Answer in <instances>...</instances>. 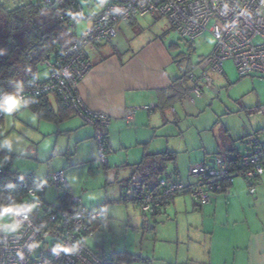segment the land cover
I'll use <instances>...</instances> for the list:
<instances>
[{
  "label": "rangeland",
  "instance_id": "rangeland-1",
  "mask_svg": "<svg viewBox=\"0 0 264 264\" xmlns=\"http://www.w3.org/2000/svg\"><path fill=\"white\" fill-rule=\"evenodd\" d=\"M12 1L6 3L10 7L14 6L16 3ZM77 1L86 14L96 11L101 5L100 0ZM149 18L145 17L141 22L151 26L149 30L152 32H164L163 38L173 54L183 59L189 58L194 65L192 72L196 74L199 56L213 50V37L204 33L191 42L190 47L170 28L165 18ZM86 25V19L76 22V34L80 35ZM132 32L128 27L125 36L117 34L113 39L125 44V38L130 37ZM184 68L185 65L180 68L179 75ZM222 70L223 74L210 72L214 78L211 89L205 88L194 102L187 97V100L172 105L175 113L166 110L168 116L164 126L168 137L164 136V139L168 140V145L164 149L176 152V165L184 180L192 178L189 174L191 166L201 163L205 157L222 154L226 147L236 144L237 138L256 132L258 134L255 135L260 139L264 138V74L241 77L231 60L223 62ZM46 76V69L39 65V79ZM3 113L0 147L13 154L12 168L20 173L33 172L42 179L48 178L54 171L63 170L70 192L86 206H96L106 199L119 198L121 187L118 180L128 176L129 172L121 164L137 162L141 156L140 150L136 148H128V156L122 150L111 151L106 155L108 168H104L98 158L95 138L83 139L80 135L83 130L77 132V124L81 120L79 116L60 124L41 120L16 97L4 101ZM4 159L2 157L0 161ZM244 181L241 176H235L233 188L218 196L216 224L210 218H205L204 229L201 227V216L191 210H182L176 214L177 217L164 215L162 221L155 224V230L145 233L146 238L142 242V231H137L141 221L131 200V186L125 191L129 200L103 205H106L111 216V226L105 230L106 238L98 229L86 238V245L95 252H102L99 251L101 247L106 249L113 243V248L117 250L123 248L141 253L142 257L151 259V264H209V260L217 256L219 264L225 260L231 264L235 253L241 251L235 250L233 243L239 239V245L243 246L249 231H264V174L262 181L255 186L254 194L248 192ZM48 187L45 196L48 202L56 204V190L50 188L52 186ZM9 220V213L0 216V224L8 223ZM37 252L38 249L32 250V256ZM129 264L146 263L133 260Z\"/></svg>",
  "mask_w": 264,
  "mask_h": 264
},
{
  "label": "built area",
  "instance_id": "built-area-1",
  "mask_svg": "<svg viewBox=\"0 0 264 264\" xmlns=\"http://www.w3.org/2000/svg\"><path fill=\"white\" fill-rule=\"evenodd\" d=\"M100 10L92 15L86 28L65 49L54 57L41 60L47 76L34 79L32 95L44 93L59 96L74 113L94 128L98 158L106 163L104 136L110 117L103 111L85 107L77 93V85L92 67L87 56L88 47L109 43L117 34V24L141 16H158L166 19L170 28L185 41L193 42L209 33L214 39L213 50L203 55L197 64L198 73L189 72L191 102L200 97L203 87L213 83L210 72L222 73L225 60H231L240 76L264 74V0H100ZM43 10L60 5L57 18H69L71 28L86 19L81 6L63 0H42ZM19 102L26 98L16 93ZM151 105L144 106L150 109ZM134 111L128 109L125 118L133 120ZM3 109L0 107V130L3 129ZM237 170H231L228 160L221 155L190 167L194 178L190 183L161 178L158 191H146L140 184L139 211L145 225L152 224V214L160 208L161 195L187 193L199 205L206 204L211 194L221 190L224 179L233 175L247 181L248 192L254 194L255 185L264 173V139L250 137L238 158ZM52 186L64 193L67 183L63 170L52 172L37 187L27 189L21 201L8 212V223L0 224V264H112L103 251L95 252L86 245V238L100 229L101 208L86 207L79 197L71 196V208H57L45 198ZM38 249L35 256L31 252ZM125 264V263H121Z\"/></svg>",
  "mask_w": 264,
  "mask_h": 264
},
{
  "label": "crops",
  "instance_id": "crops-1",
  "mask_svg": "<svg viewBox=\"0 0 264 264\" xmlns=\"http://www.w3.org/2000/svg\"><path fill=\"white\" fill-rule=\"evenodd\" d=\"M100 8L101 5H99V8L96 11H99ZM96 11H92L89 14H92ZM145 17H150L148 20H157V18H160L158 16L150 15L136 17V25L134 26H131L128 21L119 22L117 24V34L125 36V31L128 27L133 30L131 36L125 38V44L120 43L118 39L116 41L112 39L107 44H102L97 47H88L87 53L89 59L91 60L92 67L77 85V93L85 107L92 111H103L110 117L106 133L109 142L108 153L111 151L115 152L122 150L125 151L128 156V148H136V150H140L141 156L144 150L151 152L163 151L162 149L168 145V140L166 139L168 135L166 136L165 134L164 126L168 116L166 114V110H171L173 113H175V109L172 105L177 102L181 103L183 100L188 99L183 98L180 101L176 100L172 102L171 105L166 109H162L160 95L164 89L170 86L172 80L180 76V67L175 61V57L177 55L173 54L170 45L167 44L165 42V38H163L165 33L163 32L160 34L149 30L151 26L148 27L146 23L141 22V19H145ZM89 19L90 16L86 17L87 25L89 23ZM138 28L141 29L139 32H137ZM193 73L195 72L193 71ZM223 73L224 71L221 74ZM212 85L209 87H203L202 92L205 88L211 89ZM49 97L52 100L53 107H55V96L53 94H49ZM146 105H151L152 107L150 109H145L144 106ZM128 109H132L134 111L133 120L131 122H128L125 118V114ZM74 116L79 115L73 112V115L70 118L59 122V124L70 120ZM79 117L82 121L80 120L77 124L79 127L77 132L83 130V132L80 134L82 137H84L83 139L90 137L94 138L93 126L83 121L81 116ZM37 118L39 117L37 116ZM84 123L90 126L85 125ZM164 136H166L165 139ZM239 138H237V140ZM238 144L239 141H236V144H231L230 146H238ZM112 156L113 153L110 155V159ZM211 157L212 155L207 158L205 157L201 162L211 159ZM134 163L136 162H124L121 164L122 166L126 167L129 172L128 176L119 180L126 179L131 176L132 165ZM105 164V168H108L109 160L107 159V156ZM171 167H173L172 164L169 165V170ZM262 175L258 179L256 185L259 183V181H262ZM178 177L183 181H192V178L190 179L189 177L184 180L180 172ZM234 178L230 180V185L225 192H215L211 194L210 201L203 205L197 204L189 194L174 195L165 205L159 208L158 214L155 216V222H152L150 228L145 230L142 229L139 208L134 202L138 210L139 221H141V227L137 228V231H142L140 241L142 242V240L146 238V232L151 233V231L155 230V224L159 221L161 222L164 215H170V217L173 218L174 215L176 216V214L182 210H185L186 212L191 210L192 212H195L194 214L201 216V227L203 226L204 229L205 218H210L211 222L216 224L217 201L219 199L218 196L220 194L228 193L230 189L233 188ZM67 182L68 181H66V183ZM244 183L248 187L246 181H244ZM67 188L69 193L72 195L70 192L69 183H67ZM56 194H58L57 190ZM233 196L234 195H232V197ZM226 200H229V198ZM105 207L106 205L103 207L105 219L99 229L104 233V238H106L105 230L109 229L111 226V216ZM246 224L247 229L250 230V225L247 222ZM214 232L215 228L211 233L213 234ZM240 240H243V238ZM244 241L245 243L243 246L239 245L241 243L239 239L236 243H233L232 247H234L235 250L241 251H237V253H235L231 264H264V231H249L247 238H245ZM112 244L110 243L111 246L106 249L101 247L99 251H103L105 254L107 253V256H109L108 253L111 252V250H117L116 248H113ZM120 250H125L134 255H138V257H142L141 253H134L133 250L130 249L127 250L120 248ZM221 253L222 251L220 254ZM217 259L218 256L215 257V259L213 258L209 260V264H219ZM143 262L146 264H151V259L147 258V261ZM122 263L129 264L126 262ZM220 264H227V262L225 260Z\"/></svg>",
  "mask_w": 264,
  "mask_h": 264
},
{
  "label": "trees",
  "instance_id": "trees-1",
  "mask_svg": "<svg viewBox=\"0 0 264 264\" xmlns=\"http://www.w3.org/2000/svg\"><path fill=\"white\" fill-rule=\"evenodd\" d=\"M8 1L11 0H5V2L4 0H0V107L3 109L4 101L16 97V93L21 91L26 96L21 104L29 108L39 118L55 123L70 118L74 110L67 106L59 96L53 94L56 103V106L53 107L52 100L49 97L50 93L32 95L30 93V84L34 79H39L38 67L42 59L54 57L59 49H65L71 45L77 36L75 28H71L70 20L65 15L62 20L57 18L58 13L62 9L60 5L51 6L49 9L43 10L42 0H13L12 2L16 4L11 7L6 3ZM63 1L67 4L73 3L76 7L77 5L81 6L77 0ZM97 12L92 14L84 12V15L85 17H91ZM128 23L131 26L136 25L135 18L129 20ZM140 30L138 28L137 32ZM186 42L191 47V42ZM199 57L201 58L202 55ZM175 61L179 64L180 68L183 65H185V68L182 70L181 75L172 80L170 86L162 91L160 95L162 109H166L176 100L180 101L183 98H187L191 93V86L187 75L192 71L194 65H192L189 58L183 59L180 55L175 57ZM40 80L42 81L43 79ZM255 134L240 137L237 140L240 145H232L225 148L222 154L215 155L224 156L228 160L231 170H237L238 158L244 149L245 143L250 137L257 136ZM103 142L105 151L108 153L109 142L107 134L104 136ZM12 156L13 154L0 147V160L2 157H5L4 161H0V216L8 213L15 204L20 202L28 188L37 187L43 181L33 172L20 173L14 170L11 165ZM170 164L173 167L169 170ZM102 165L104 168L106 167V164ZM178 176L179 171L176 166L175 151L169 149L155 152L144 150L141 158L132 165L131 176L119 180L121 187L120 197L117 199H106L96 206H91V208H101L103 210V205L107 202L129 200L125 191L126 189H130L131 186L133 192L131 200L139 207V195L141 191L135 189V184H140L146 191L159 192L158 194L160 195L158 183L161 178L181 181L185 184L190 183L181 180ZM193 180L194 178L192 177ZM229 185L230 179H224L221 183L222 189L216 192H225ZM177 194L187 193H176L174 195ZM174 195H161L160 203L162 206ZM71 196L68 189H65L64 193L58 192L57 204L55 206L57 208H71L73 205ZM158 211L159 207L152 214V222H155V216L158 214ZM104 219L105 214L103 211L102 217L95 221V223L102 225ZM149 228L150 225H145V222H142V229ZM108 255L112 264L130 263L133 260L147 261V258L138 257V255L125 250H111Z\"/></svg>",
  "mask_w": 264,
  "mask_h": 264
},
{
  "label": "water",
  "instance_id": "water-1",
  "mask_svg": "<svg viewBox=\"0 0 264 264\" xmlns=\"http://www.w3.org/2000/svg\"><path fill=\"white\" fill-rule=\"evenodd\" d=\"M235 176H236V175H233L232 178L235 177Z\"/></svg>",
  "mask_w": 264,
  "mask_h": 264
}]
</instances>
